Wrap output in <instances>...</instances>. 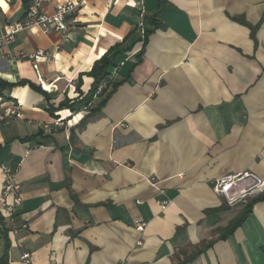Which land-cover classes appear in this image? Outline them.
<instances>
[{
    "label": "crops",
    "instance_id": "obj_1",
    "mask_svg": "<svg viewBox=\"0 0 264 264\" xmlns=\"http://www.w3.org/2000/svg\"><path fill=\"white\" fill-rule=\"evenodd\" d=\"M30 1L0 0V33ZM138 2L84 0L67 33L26 30L0 47V78L42 89L41 76L54 89L0 96L23 108L0 124V214L1 166L16 170L22 192L10 264L23 252L33 264H264V195L220 239L245 206L213 191L239 172L264 180V0ZM116 44L111 78L124 82L84 124L101 98L56 112L54 125L47 108L87 95L93 79L83 76L80 96V74ZM39 50L48 56L37 72L27 55ZM4 250L1 239L0 258Z\"/></svg>",
    "mask_w": 264,
    "mask_h": 264
},
{
    "label": "built area",
    "instance_id": "obj_2",
    "mask_svg": "<svg viewBox=\"0 0 264 264\" xmlns=\"http://www.w3.org/2000/svg\"><path fill=\"white\" fill-rule=\"evenodd\" d=\"M48 0H31L25 13V17L16 22L7 21L6 30L0 33V47L4 43H14L16 36L26 30H38L44 34L52 31L67 33L68 17L77 13L84 3V0H65L58 3L53 10H46L43 5ZM141 6L144 5L142 0H138ZM143 23H141L142 27ZM144 35V32L142 31ZM26 57L25 55H23ZM47 53L43 50L27 55L28 59L34 62V68L39 72V64L47 59ZM41 87L46 92H53L54 89L47 90L45 84L39 76ZM57 88V87H55ZM102 87H100L99 91ZM23 117V108L15 102L0 103V124H9L13 119ZM56 126H61V120L53 122ZM6 177L3 188V207L1 215L8 227V236L14 240L18 230L15 227V218L17 209L22 203L21 184L16 180V170L7 166H1ZM213 191L224 199L225 204L229 207L246 206L252 200L264 195V180L250 171L239 172L219 178L213 182ZM145 224L138 226L139 231H143ZM1 239V231H0ZM18 246L20 244L16 242ZM22 264H33L32 254L23 252L21 255Z\"/></svg>",
    "mask_w": 264,
    "mask_h": 264
},
{
    "label": "trees",
    "instance_id": "obj_3",
    "mask_svg": "<svg viewBox=\"0 0 264 264\" xmlns=\"http://www.w3.org/2000/svg\"><path fill=\"white\" fill-rule=\"evenodd\" d=\"M26 4V3H25ZM27 5V4H26ZM158 27V24H156ZM253 34L255 33V28H252ZM146 36L144 39V45L146 44L147 40V32H145ZM121 46V44H116L113 46L105 55H103L98 61L95 62L92 70L86 74H80L79 76V81L77 83V91L79 92L80 96L82 95L81 92V86L83 83V76L87 75L93 79V84L91 86L90 91L88 92L87 95H85L82 99H76V100H69L66 98L65 101L61 102L59 107L57 108H47V111L52 115L54 118H58L59 116H56V112H59L65 108L70 109L72 112H75V107L76 105H84L88 106L91 104L95 98H101L100 103L96 108H91L89 109V113L80 121L79 125H82L87 121L89 118L94 116L95 114L99 113L101 109L106 105V103L109 101V99L112 97L113 93L117 90V88L124 82H119V83H114L112 82V69L116 68L119 66L118 60H117V55H113L114 51L118 49ZM130 78V75H128L127 79ZM22 86H29L31 89H34L36 91H40L44 93L46 98L49 96V94L42 90L40 87H37L34 83H32L29 80H21L17 83H10L2 78H0V96H3V92L6 89H11L13 87H22ZM101 90L99 91V89ZM42 135V132L39 131L38 134L28 136L21 138L20 141L23 143L27 142H37V138ZM72 141L75 139L74 134L72 133L71 135ZM6 145L8 143L6 142ZM4 147L0 145V153L3 151ZM260 199L256 198L249 202L244 209L233 219L230 221L228 226L225 228L223 231L222 235L220 236V239H226L228 236L232 235L235 230L240 227L248 218L250 215L253 205L256 203V201ZM222 210V209H221ZM218 211H213L210 210L208 213H216ZM8 227L6 226L5 220L0 214V231H1V239L5 241V250L3 253V256L0 258V264H10V247H11V242L8 236ZM0 239V240H1Z\"/></svg>",
    "mask_w": 264,
    "mask_h": 264
},
{
    "label": "bare ground",
    "instance_id": "obj_4",
    "mask_svg": "<svg viewBox=\"0 0 264 264\" xmlns=\"http://www.w3.org/2000/svg\"><path fill=\"white\" fill-rule=\"evenodd\" d=\"M45 87L47 90H49V88H50L49 85H47V84H45Z\"/></svg>",
    "mask_w": 264,
    "mask_h": 264
}]
</instances>
